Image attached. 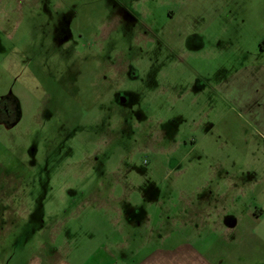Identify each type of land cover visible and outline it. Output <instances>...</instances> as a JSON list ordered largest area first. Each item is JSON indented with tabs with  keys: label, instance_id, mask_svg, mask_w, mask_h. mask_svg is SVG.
Segmentation results:
<instances>
[{
	"label": "rangeland",
	"instance_id": "1",
	"mask_svg": "<svg viewBox=\"0 0 264 264\" xmlns=\"http://www.w3.org/2000/svg\"><path fill=\"white\" fill-rule=\"evenodd\" d=\"M50 244L264 264V0H0V264Z\"/></svg>",
	"mask_w": 264,
	"mask_h": 264
},
{
	"label": "crops",
	"instance_id": "2",
	"mask_svg": "<svg viewBox=\"0 0 264 264\" xmlns=\"http://www.w3.org/2000/svg\"><path fill=\"white\" fill-rule=\"evenodd\" d=\"M115 211H117L115 209ZM119 214V209H118ZM142 221L138 223V225H141ZM51 246L47 245L45 253L37 254V255H31L28 260L23 264H90V261H87V257L79 255L78 257L71 258L70 255L72 252H70V249L64 248V247H55L52 244ZM72 247V246H71ZM43 249L44 246H41ZM105 255H109L110 251L107 247L106 249H101ZM98 251V250H97ZM193 257V256H191ZM183 253L178 250H171L169 252L163 253L161 248H158L154 252H152L150 255H146L143 257L138 263L136 264H183ZM94 259V256H93ZM135 258L132 257V260ZM138 259V256H137ZM185 259V258H184ZM123 259L118 258L114 254L110 255V264H121ZM122 264H126V261Z\"/></svg>",
	"mask_w": 264,
	"mask_h": 264
},
{
	"label": "flooded vegetation",
	"instance_id": "3",
	"mask_svg": "<svg viewBox=\"0 0 264 264\" xmlns=\"http://www.w3.org/2000/svg\"><path fill=\"white\" fill-rule=\"evenodd\" d=\"M232 224V223H231Z\"/></svg>",
	"mask_w": 264,
	"mask_h": 264
}]
</instances>
